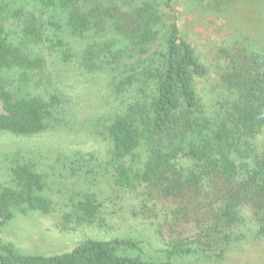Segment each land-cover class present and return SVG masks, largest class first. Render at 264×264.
I'll return each instance as SVG.
<instances>
[{"label":"trees","instance_id":"trees-1","mask_svg":"<svg viewBox=\"0 0 264 264\" xmlns=\"http://www.w3.org/2000/svg\"><path fill=\"white\" fill-rule=\"evenodd\" d=\"M175 1L161 0L160 11L151 0H38L43 9L65 13L60 23L0 0V135H41L65 111L64 93L41 89L45 59L37 54L58 32L70 45L81 41L79 52L64 53L66 62L77 58L90 74L107 73L117 102L103 124L105 154L60 151L45 171L39 154L7 156L0 228L17 215H51L55 203L46 194L56 176L71 185L72 210L63 215V230L94 226L101 206L84 191L110 167L116 186L142 188L150 202L171 211L157 228L166 257L161 261L127 254L138 249L130 239L86 238L72 251L50 256L0 244V264L208 263L238 253L248 235L264 238V49L236 41L219 50L226 70L217 81L220 99L210 106L197 89L209 70L182 36L177 15L168 21ZM255 3L264 14V0ZM159 28H166L165 36ZM143 147L147 159L136 169Z\"/></svg>","mask_w":264,"mask_h":264},{"label":"rangeland","instance_id":"rangeland-1","mask_svg":"<svg viewBox=\"0 0 264 264\" xmlns=\"http://www.w3.org/2000/svg\"><path fill=\"white\" fill-rule=\"evenodd\" d=\"M1 1L10 5L13 10L29 9L39 17H53L60 23H64L66 17L60 8L43 9L38 0ZM151 1L157 3L161 11V0ZM217 1L176 0V13L167 11L168 21H172L177 15L182 36L192 43L209 70V77L199 79L197 89L200 96L212 107L220 99L216 88L217 81L226 70V61L218 56L219 50L236 41L244 43L249 49H264V14L257 9L255 0H227L223 8L217 6ZM116 3L124 11H129L127 6L123 8L121 1ZM159 29L162 30L161 36H165L166 28ZM53 36L41 52L37 51L45 59L46 79L41 89L43 92L49 90L64 93L67 98L65 111L61 110L62 115L41 135L30 138L0 135L2 184L9 182L7 156L18 150L41 155L40 168L44 171L45 166L60 151L106 153L108 142L102 133L103 124L117 105L116 99L112 98L108 90L109 75L101 72L90 74L80 66L77 58L66 62L64 53L69 49H73V54L79 52L81 41H72L70 45L69 40H63L62 32ZM146 159L147 152L143 147L139 150L136 169ZM112 173L113 168L106 169L96 186L91 183L90 189L84 191L95 195L101 206L99 219L94 226L82 225L69 232L63 230V215L72 210L70 198H67L71 185L69 181L57 180L56 176L51 177L53 180L50 182L54 186L46 194L55 203L52 214L17 215L0 228V244H13L25 255L50 256L70 252L86 238L130 239L137 243L138 249L129 250L127 254L156 261L165 259L164 244L157 228L170 215V209L150 202L142 188L126 189L116 186ZM77 189L83 190L81 185ZM81 198L79 195L76 199ZM244 214L249 216V213ZM70 223L76 227L75 219L72 218ZM238 245V253L232 250L223 260L194 264H264V238L248 235ZM192 262V259H185L181 264Z\"/></svg>","mask_w":264,"mask_h":264}]
</instances>
